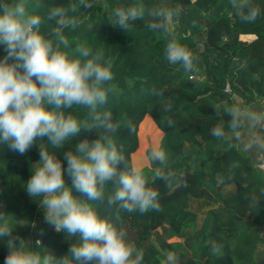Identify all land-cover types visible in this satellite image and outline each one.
<instances>
[{"label":"trees","instance_id":"obj_1","mask_svg":"<svg viewBox=\"0 0 264 264\" xmlns=\"http://www.w3.org/2000/svg\"><path fill=\"white\" fill-rule=\"evenodd\" d=\"M76 2L42 0L45 7L36 11L44 17L48 7L68 8L69 15L78 18L79 26L63 29L70 41L67 51L83 43L94 52L102 50L110 62L113 79L105 86V108L114 122L121 123L112 139L127 164L131 167L130 157L133 159L139 147L137 126L148 115L162 133L160 146L168 155V163H152L153 169L146 171L154 173L161 167L165 173H173L168 183L155 176L147 180L159 192L158 210L127 213L109 206L107 197L114 194L116 186L108 184L104 202L92 204L97 214L113 222L124 232L127 243L144 252L142 264H161L168 251L177 254V264H257L253 255L263 242L264 179L240 153L236 140L217 139L210 129L221 123L227 129L231 117L225 108L235 103L234 99L247 106L264 98V0H252L260 9L252 23L242 22L233 14L230 0H88L92 7H78L72 12ZM34 4L35 0H29L30 9ZM134 6L144 7L146 14L144 20L132 22L130 29L123 31L109 22V17L114 19V9ZM161 7L178 11L168 29L162 20L154 21L148 14ZM152 22L156 30L146 27ZM56 27L55 20L44 19L41 34L55 42ZM201 35L202 51L195 54ZM240 35L255 38L246 42L239 40ZM173 37L196 57L191 73L165 58V43ZM70 112L82 123L88 119L87 109L74 107ZM129 121L132 132L124 126ZM95 135L82 130L61 148L48 145L45 138L41 147L63 162L64 151L75 152L79 140L94 139ZM39 150L34 146L20 156L0 146V211L8 218L13 234L26 242L42 199L32 200L24 190L39 160ZM65 181L70 185L67 176ZM229 186L231 189L225 190ZM208 192L210 205L215 207L207 209L197 226L198 215L189 203L208 196ZM73 194L78 195L75 191ZM23 219H27L25 228ZM43 226L39 239L44 252L61 257L72 244L79 243L78 237L57 233L46 222ZM157 229H163L166 237ZM188 231L189 237L184 238ZM152 234L157 245L150 241ZM170 238L177 241L168 243ZM6 253L0 241V264H4Z\"/></svg>","mask_w":264,"mask_h":264},{"label":"clouds","instance_id":"obj_2","mask_svg":"<svg viewBox=\"0 0 264 264\" xmlns=\"http://www.w3.org/2000/svg\"><path fill=\"white\" fill-rule=\"evenodd\" d=\"M28 3L29 0H0V47L4 52L0 57V146L24 156L39 145V160L24 190L32 200L42 198L44 221L55 232L78 237L79 243L72 244L61 257L41 252L42 241L26 242L14 235L8 218L0 211V241L7 249L4 264H142L144 252L127 243L124 232L100 217L92 206L94 202H104L105 186L112 184L116 188L107 197L109 206L141 214L159 209V192L148 185L142 169L127 164L123 151L113 142L121 123L114 122L112 113L105 108V86L113 79L110 62L105 60L102 50L94 52L83 43L67 51L70 41L63 29L79 26L78 18L69 15L68 8L48 7L42 17L36 11L45 7L42 0H35L32 9ZM230 4L233 14L242 22H255L260 15L252 0H230ZM78 7L87 9L92 5L88 0H77L71 11ZM145 14L142 6L116 8L114 19L109 17V22L126 31L133 26L132 22L144 20ZM148 14L154 21L162 20L168 29L178 11L161 7ZM44 19L56 21L55 42L41 34ZM146 27L156 30L157 25L152 22ZM164 55L170 64L180 65L185 72L191 73L195 68L196 57L174 37L167 39ZM74 107L87 109L88 119L82 123L72 115L70 110ZM225 112L231 117L227 129L222 123L212 127L213 137L241 141L247 132L245 148L264 149V136L260 135L264 130V112L238 103L225 108ZM124 126L129 132L134 131L130 121ZM82 130L96 133L95 138L79 140L75 152L64 151L63 162L41 147L46 138L48 145L61 148ZM147 158L161 166L168 163V155L161 146L153 147ZM154 176L168 183L173 173L157 167ZM177 262V254L168 251L161 264Z\"/></svg>","mask_w":264,"mask_h":264},{"label":"rangeland","instance_id":"obj_3","mask_svg":"<svg viewBox=\"0 0 264 264\" xmlns=\"http://www.w3.org/2000/svg\"><path fill=\"white\" fill-rule=\"evenodd\" d=\"M190 1L192 2L194 0H190ZM99 3H101V0H99ZM199 38H200V43L197 45V47L194 51L195 54H198L202 51L203 35H201ZM3 55H4L3 48L0 47V57H2ZM199 78H201V77H199ZM143 119L141 121L142 123L140 122L141 124L139 123V125L137 126V132L138 133H136V136H137V142H138L139 147L137 146L138 150L133 155V159H132L133 167L139 166L144 160L143 156L147 157V154L150 152V150L153 147L160 146V143H161V136L155 130V128L153 126V121L151 123L150 122L147 123L148 121L146 119H144V120ZM38 146L39 145H37L36 147H38ZM130 160H131V157H130ZM142 172H143V175L145 176V178L147 180H152L154 178L153 172H148L146 170H142ZM213 182L218 183L217 180H215ZM207 195L208 196H206L200 200H198V199L197 200H190L191 201L190 209L192 211L196 212L198 215L197 226L200 225V222L203 219V216H204L205 212L207 211V209L214 206V205H210L211 194L208 192ZM43 215L44 214H43V209H42V211L39 212L38 215L35 216L36 218H34V221L31 225V232L28 233V235H27V239L29 241H30L31 237H34V239H38L34 236V235L39 236V233L37 234L38 229H39V224H38L39 222L35 219L41 218V220H42L41 222L45 223ZM21 224L25 228V226L27 225V219L21 220ZM157 232L159 234H162L163 237H166V235H167L163 229H157ZM189 235H190V232L188 231V232H186L184 238L189 237ZM150 241L152 243H154L155 245H157V243L155 241V236L153 234H152ZM167 241H168V243H171V242L177 241V239L170 238ZM180 241H183V239ZM39 251L44 252V249H39Z\"/></svg>","mask_w":264,"mask_h":264},{"label":"crops","instance_id":"obj_4","mask_svg":"<svg viewBox=\"0 0 264 264\" xmlns=\"http://www.w3.org/2000/svg\"><path fill=\"white\" fill-rule=\"evenodd\" d=\"M254 36L252 35H240L239 36V40L241 41H246V42H250L252 40H254ZM234 102L235 103H238L240 104L242 107L244 108H247V109H250L252 111H256V112H264V98H261V99H257L255 102L247 105V106H243L242 105V100L240 99H234ZM144 118L148 121L147 123H151L152 122V119L150 118V116L148 115H145ZM153 126L155 128V130L160 134V136L162 137V133L161 131H159L154 123H153ZM247 135L248 133L245 132L244 133V139L241 140V141H237V145H238V150L240 151V153H242L244 156L247 157L249 163L251 164V166L254 168V170L258 173L259 176H261L263 179H264V149H261V148H257L255 146L251 147V148H245V145L248 143L247 141ZM260 135L264 136V130H262L260 132ZM144 157V160L143 162L137 166V167H133L132 165V155H131V168H139V169H142V170H152L153 169V164L149 162L148 158L146 156H143ZM215 181V180H214ZM215 185H217V183L214 182ZM231 189V187H226L225 190H229ZM190 206H191V201H190ZM215 206L211 207V208H214ZM42 211V208L39 207L38 211L36 212V215H38L39 212ZM198 217V216H197ZM37 220L39 223V229H38V232L37 234L41 233L42 229H43V224L41 221V218L39 219H35ZM47 225V223H46ZM49 227H51L50 225H48ZM36 238L39 239L40 235L39 236H36L34 235ZM261 237H262V243L260 245L257 246L255 252H254V255H253V258H254V261L257 263V264H264V229L262 230L261 232ZM27 238V237H26ZM34 240V237H31L30 241ZM27 241H29L27 239Z\"/></svg>","mask_w":264,"mask_h":264},{"label":"built area","instance_id":"obj_5","mask_svg":"<svg viewBox=\"0 0 264 264\" xmlns=\"http://www.w3.org/2000/svg\"><path fill=\"white\" fill-rule=\"evenodd\" d=\"M191 78V77H190ZM200 81H203V78L201 77V78H198ZM226 91H229L228 89L226 90Z\"/></svg>","mask_w":264,"mask_h":264}]
</instances>
